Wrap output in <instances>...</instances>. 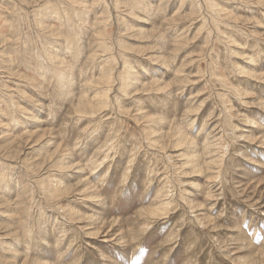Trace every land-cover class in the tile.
I'll return each mask as SVG.
<instances>
[{
	"label": "rangeland",
	"instance_id": "rangeland-1",
	"mask_svg": "<svg viewBox=\"0 0 264 264\" xmlns=\"http://www.w3.org/2000/svg\"><path fill=\"white\" fill-rule=\"evenodd\" d=\"M140 1L0 0V264H264V0Z\"/></svg>",
	"mask_w": 264,
	"mask_h": 264
},
{
	"label": "bare ground",
	"instance_id": "bare-ground-1",
	"mask_svg": "<svg viewBox=\"0 0 264 264\" xmlns=\"http://www.w3.org/2000/svg\"><path fill=\"white\" fill-rule=\"evenodd\" d=\"M32 1V0H31ZM18 3V2H17ZM145 3V2H144ZM212 3V2H211ZM33 4V3H32ZM32 4H30V5H32ZM136 4H139V5H141L142 4V2L140 1V0H136ZM28 5V4H27ZM211 6H213V5H211ZM25 7V6H24ZM144 7V6H143ZM144 11H145V9H144ZM21 12V11H20ZM33 15V14H32ZM216 15V14H215ZM42 17V16H41ZM217 17V16H216ZM29 19V18H28ZM43 23V22H42ZM37 49V48H36ZM45 54V53H44ZM38 55H41V54H38ZM42 56V55H41ZM45 57V56H44ZM47 57V56H46ZM49 57V56H48ZM37 59H38V56H37ZM47 59V58H46ZM49 59V58H48ZM39 60V59H38ZM40 61H42V60H40ZM49 62V61H48ZM42 63V62H41ZM54 70V69H53ZM55 71V70H54ZM60 71V70H59ZM37 74V73H36ZM58 74V73H57ZM125 74H128L127 72L125 73ZM64 75V74H63ZM55 76V75H54ZM60 76V75H59ZM121 76V75H120ZM58 77V76H57ZM56 78V77H55ZM21 79V78H20ZM54 79V78H53ZM29 80V79H28ZM57 80V79H56ZM64 80V79H63ZM25 81V80H24ZM59 83H61V82H59ZM59 83H57V84H59ZM63 84V83H62ZM33 89H34V87H33ZM39 90V89H38ZM27 94V93H26ZM22 95V94H21ZM6 132V131H5ZM10 134V133H9ZM25 134V133H24ZM28 134V133H27ZM24 137V136H23ZM4 138V137H3ZM6 144V143H5ZM3 158V157H2ZM56 158V157H55ZM24 160V159H23ZM36 160V159H35ZM41 160V159H40ZM30 161V160H29ZM56 162V161H55ZM9 164V163H8ZM58 164V166H59V163H57ZM61 164V163H60ZM36 165V164H35ZM75 165V164H74ZM33 167V166H32ZM49 167V166H48ZM51 167V166H50ZM44 169V168H43ZM53 169V168H52ZM71 169V168H70ZM2 171V170H1ZM46 171V170H45ZM49 173V172H48ZM27 174V173H26ZM51 180V179H50ZM49 180V181H50ZM84 180V179H83ZM52 185V184H51ZM52 187V186H51ZM52 188H54V187H52ZM55 189V188H54ZM66 191H68V190H66ZM57 192H59V191H57ZM57 192H55V194L57 193ZM60 192H61V190H60ZM65 192V191H64ZM49 193V192H48ZM61 194V193H60ZM65 194V193H64ZM84 194V193H83ZM64 196V195H63ZM53 198V197H52ZM16 207V206H15ZM113 221V220H112ZM96 222V221H95ZM96 229V228H95ZM95 232V231H94ZM14 255V254H13ZM260 256V255H259ZM255 259V258H254ZM250 260V259H249ZM259 260V259H258ZM259 262V261H258ZM22 263V262H21ZM20 263V264H21ZM13 264V263H12ZM36 264H38V263H36Z\"/></svg>",
	"mask_w": 264,
	"mask_h": 264
}]
</instances>
